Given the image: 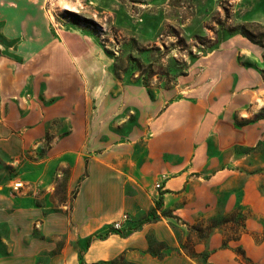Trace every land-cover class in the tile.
<instances>
[{
  "label": "rangeland",
  "instance_id": "rangeland-1",
  "mask_svg": "<svg viewBox=\"0 0 264 264\" xmlns=\"http://www.w3.org/2000/svg\"><path fill=\"white\" fill-rule=\"evenodd\" d=\"M0 15L2 56L17 66L12 100L31 103L27 115L17 106V123L30 118L62 138L84 103L89 129L107 132L110 146L117 132H246L247 146L221 154L231 158L224 173L256 174L264 188V48L247 37L264 41V0H0ZM12 65L5 60L2 68L10 73ZM57 138L46 133L19 154L0 148V264H79L85 255L92 264H161L175 254L207 264L198 245L220 236L227 246L244 232L239 181L209 188L189 173L183 190L167 192L165 182L177 177L171 156L161 161L167 171L146 183L134 174L136 185L113 182L119 197L106 205L116 202L114 212L78 221L76 167L95 154H65ZM185 139L191 172L193 139ZM129 154L134 161L128 151L109 161ZM17 183L23 189L14 190ZM88 197L87 190L81 208ZM135 233L134 261L113 255Z\"/></svg>",
  "mask_w": 264,
  "mask_h": 264
},
{
  "label": "crops",
  "instance_id": "crops-1",
  "mask_svg": "<svg viewBox=\"0 0 264 264\" xmlns=\"http://www.w3.org/2000/svg\"><path fill=\"white\" fill-rule=\"evenodd\" d=\"M5 3L1 2V5ZM5 5L7 7L11 6V8L16 6L13 2ZM2 49L3 47L0 46V148L8 153L19 154L24 145L42 140L46 133H50V136L55 135L56 138L58 137L57 134L65 133L45 132L43 123L40 128H36L31 124L30 118H25L24 122L17 123L14 118L17 106L20 114L27 115L31 103L29 104L25 98L17 101L12 100L16 97L15 94L11 95V90L12 87L16 86L14 76L17 66L14 65L16 64L14 61L2 56ZM5 60L13 64L10 73H6L2 68V63ZM84 91V97L87 101V89ZM48 107L52 109L54 106L48 103ZM96 111V119H99L98 112L100 111L98 108ZM75 116L76 125L72 132L62 138H57V141L53 140V142L55 141V149L61 147V152L65 154L78 153L79 155V153L87 151L95 154L94 157L87 160L82 158L81 164H77V178L82 179L74 202L73 218L78 221H88L92 217H96L99 211H107L108 209V212H114L117 207L115 201L113 206L108 205V207L106 205V202L116 200L119 197V192H112L113 182L121 187L127 184H135L137 183L136 180L131 178V175L134 174L135 177H139L143 183H146L150 180L152 174L158 175L167 171L165 165L161 166V161L165 157L171 156L176 160V164L171 168L175 169L174 172H176L177 177L165 182L163 190L167 192L183 190L189 173H197L198 176H195V179L202 181L209 188L225 187L231 181H239L240 206L248 214L244 220V232L241 233L237 241L224 246L222 238L214 236L207 244L198 245L196 253H208L205 258L207 264H264V188L262 178L256 174L255 176L248 175L245 171L236 172L237 175L234 173V176L225 174V166L230 163L231 158H225L221 155L229 148L247 146L249 140L246 132H184L182 126H177L174 132H169L167 129L159 130L161 128L156 132H117L113 136L119 138V141L117 143L114 141L110 146L107 143L105 144L102 139L107 132H93L89 129L84 103L75 111ZM161 122L164 123L160 117L158 120L159 126ZM12 132L22 133L14 134ZM150 134H153V139L147 138ZM92 136H95L94 144L91 142ZM188 136H192L193 139L191 172L186 171L184 166L187 150H185L187 142L185 137ZM212 136L217 138L215 146L210 142ZM126 151L136 152V159L131 161V155L129 154L128 159H125L126 161L124 156L118 162L109 161L110 157L115 158L117 153L123 154ZM138 152L142 153L139 154ZM87 190L89 191L88 201L90 203L85 208H81V202ZM100 193L102 194L101 197ZM140 235V233H135L126 239H120V242H117L114 247L113 255H123L125 261L133 262L134 252L138 248L136 246L139 245L136 239ZM102 243L105 242L102 241ZM168 245L174 247L170 243ZM235 249H240V253H236ZM195 258V255L189 258L175 254L164 258L161 264H197ZM80 260L84 264H92L91 261L85 262L86 255L84 259L79 258V264ZM102 261L104 262V260Z\"/></svg>",
  "mask_w": 264,
  "mask_h": 264
},
{
  "label": "built area",
  "instance_id": "built-area-1",
  "mask_svg": "<svg viewBox=\"0 0 264 264\" xmlns=\"http://www.w3.org/2000/svg\"><path fill=\"white\" fill-rule=\"evenodd\" d=\"M14 190L18 191V190H21L23 189V184L22 183H17L14 185ZM157 188H160V186L158 185ZM127 219V217L124 215L122 216V220L120 222H117L114 224V229L118 230V229H121V224L122 222H124L125 220Z\"/></svg>",
  "mask_w": 264,
  "mask_h": 264
},
{
  "label": "trees",
  "instance_id": "trees-1",
  "mask_svg": "<svg viewBox=\"0 0 264 264\" xmlns=\"http://www.w3.org/2000/svg\"><path fill=\"white\" fill-rule=\"evenodd\" d=\"M247 37H248L251 41H252V40L255 41L258 45H260V46H262V47L264 48V41L259 40L258 38H256V37L253 36V35H250V36L247 35ZM257 39H258V40H257ZM161 201H162V200H159V202L157 203V206H156L157 209L160 208V203H161ZM88 244H89V242H88ZM80 264H84L82 260H80Z\"/></svg>",
  "mask_w": 264,
  "mask_h": 264
},
{
  "label": "bare ground",
  "instance_id": "bare-ground-1",
  "mask_svg": "<svg viewBox=\"0 0 264 264\" xmlns=\"http://www.w3.org/2000/svg\"><path fill=\"white\" fill-rule=\"evenodd\" d=\"M68 8L66 5H62V9H66Z\"/></svg>",
  "mask_w": 264,
  "mask_h": 264
}]
</instances>
